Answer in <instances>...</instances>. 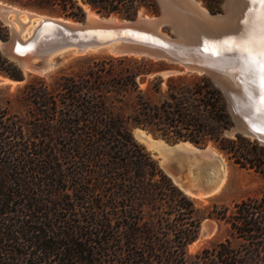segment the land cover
<instances>
[{
  "label": "trees",
  "instance_id": "16d2710c",
  "mask_svg": "<svg viewBox=\"0 0 264 264\" xmlns=\"http://www.w3.org/2000/svg\"><path fill=\"white\" fill-rule=\"evenodd\" d=\"M10 1L76 20L85 17L84 5L101 16L127 19L141 7L158 13L156 0ZM9 36L0 21V41ZM119 60L165 67L144 57ZM104 68L90 66L92 81L86 85L82 77L64 78L61 99L45 111L42 133L37 125L34 136H27L20 121L0 108V264H186L182 254L162 248L160 228L167 219L162 206L168 199L190 211L188 217L174 218L170 228L169 240L183 248L198 233L194 204L134 139L127 122L173 141L202 145L213 140L236 159L237 141L250 144L242 135H224L232 118L222 89L208 75L169 76L166 99L153 103L139 95L133 113L123 115L105 101ZM0 70L23 78L1 50ZM255 145L264 155V147ZM244 158L246 163L236 162L261 171V165ZM263 204L264 194L235 205L232 227L249 241L264 239ZM145 211L151 219H145ZM217 256L220 264L253 263L222 250ZM258 263L264 264V257Z\"/></svg>",
  "mask_w": 264,
  "mask_h": 264
},
{
  "label": "rangeland",
  "instance_id": "374dc122",
  "mask_svg": "<svg viewBox=\"0 0 264 264\" xmlns=\"http://www.w3.org/2000/svg\"><path fill=\"white\" fill-rule=\"evenodd\" d=\"M156 1L159 13L161 5L159 0ZM195 1L200 7L212 14L225 12V0ZM0 2L19 10L28 11L34 15L53 16L76 21L73 18L38 10L28 4H21L10 0H0ZM84 9L86 14L83 19L87 16H101L88 5H84ZM158 13H149L144 7H141L136 16H155ZM109 17L117 20L126 19L117 14H111ZM8 18H12V15L9 14ZM0 21L7 25L10 30L9 38L0 41V50L5 57L20 68L23 74V78L18 80L8 77L0 70V108L7 111L11 117L20 121L27 136H34L36 133L35 126L37 125L40 126L39 133H42V120L45 118V111L49 105H53L54 100L61 99V93L64 91L62 90V84L65 77L72 79L82 77L85 85L92 81L90 78V66L98 64L105 67L102 79L105 101L115 113L123 115L133 113L139 95H142L144 99L153 103H159L166 99L169 76L185 73L202 75L196 72L181 71L179 65L166 60L151 59L154 62H162L165 64V67L162 64L149 66L132 60H119V57L123 56H115L103 50L89 51L82 55H69L61 63L44 74L30 72L23 69L3 51L2 45L10 39L12 40V52L19 51L22 48V43L17 34L12 32L9 24L1 18ZM30 27H33L32 24L27 25V29H30ZM163 31L175 36L170 26H164ZM111 57L115 59L111 60ZM127 57L142 58L137 56ZM36 62L38 63L39 60ZM146 69H154V71L141 73L136 77L131 74L132 72H145ZM188 83L191 82L188 81ZM156 87H160L161 90L156 91ZM229 112L233 125L234 120L230 109ZM127 126L132 132L134 139L157 161L159 166L168 174L182 193L193 202L195 207L193 216L200 222L196 238L183 246V248L175 247L176 243L169 240L172 239L170 232L172 223L177 218L188 217L190 211L185 208H179L174 204L172 205L168 199H165L162 206V215L167 217V219L164 218L159 234V238L165 241L162 244V248L165 245L168 248L170 247V255L182 254L186 264H220L217 256L220 250L224 253L237 255L238 257H250L253 259L252 264H256L260 257H264V239H258L255 242L249 241L240 236L233 229L231 223L232 219L238 215L237 207H235L236 204L249 198H260L264 194V155L255 144L262 147L264 145L257 139L241 133L228 135L226 134V129L224 132L226 137L235 138L239 134L251 141L250 144L240 140L237 141L238 152L236 159V156H231L226 151L220 149L213 140H208L205 144L197 145L188 140L173 141L159 135H154L137 126L132 121L127 122ZM157 143L169 147L155 146ZM180 143H189L194 147H188L199 150H196L194 152L195 155H193V152H188L177 147ZM245 155H247V159L252 160L257 165H261V171L260 169L256 170L248 166H242L241 163L247 162L244 158ZM187 156L199 161L201 166L200 171L203 175V185H199L198 183L196 185L192 182L189 178V173L191 172L185 166L182 170L183 163L181 162V158L184 157L187 160L189 159ZM222 178L223 183L220 189L213 193L209 191ZM199 191H202L200 192L201 194ZM145 212V219H151L149 217L150 212ZM222 244L226 246L221 248Z\"/></svg>",
  "mask_w": 264,
  "mask_h": 264
},
{
  "label": "water",
  "instance_id": "95a60500",
  "mask_svg": "<svg viewBox=\"0 0 264 264\" xmlns=\"http://www.w3.org/2000/svg\"><path fill=\"white\" fill-rule=\"evenodd\" d=\"M159 2L161 10L155 16L117 20L97 15L76 21L60 17L46 18L45 15L32 16L28 11L0 2V18L10 25L12 32L17 34L22 43L19 51L12 52L10 39L2 45L3 51L23 69L39 74L48 72L69 55L103 50L115 56L166 60L179 65L181 71L208 75L224 92L232 113L234 124L226 130V134L241 133L264 145V132L256 131L262 125L255 124L253 120L237 112L233 90L235 92L239 85L232 84L233 77L226 71L219 72L210 67L201 54L192 51V43L197 45L196 33L203 31L206 26H214L220 22L225 17L226 8L224 13L212 14L200 7L195 0ZM255 3H259V0H255ZM237 11H241L239 7ZM9 14L12 18H8ZM23 16L26 21H23ZM30 22L33 23V28L27 31L26 27ZM164 26H170L175 36L165 33ZM192 29H196V32L193 33Z\"/></svg>",
  "mask_w": 264,
  "mask_h": 264
},
{
  "label": "bare ground",
  "instance_id": "6f19581e",
  "mask_svg": "<svg viewBox=\"0 0 264 264\" xmlns=\"http://www.w3.org/2000/svg\"><path fill=\"white\" fill-rule=\"evenodd\" d=\"M237 7L241 10L240 12H236ZM225 8V17H223L220 22L214 24V26H206L203 31L196 33L198 34L197 45L192 43V51H197L201 54L210 67L215 68L219 72L226 71L229 76L233 77L232 79L234 81L232 84L234 86L239 85L235 92L233 90V99L236 102L237 112L247 116L253 120L255 124L262 125V122H264V110H262L264 106L261 105L260 98L261 95L264 94V90L260 87L258 66L252 65L249 62L248 53L237 48L234 44H225L224 42L241 41L249 39L250 37H254L258 40L261 25L264 24V21L260 18L264 8H262L259 3H255V0H225ZM30 15L35 16L32 13H30ZM49 17L51 16H47L46 18ZM51 18L56 17L52 16ZM23 21H26L24 16ZM29 24L33 23L30 22ZM32 28L33 27L27 29L26 27V30L28 31ZM191 28H193L192 24ZM192 31L195 33L196 29H192ZM253 47L258 49L259 45L254 44ZM155 146L167 145L157 143ZM188 146L192 145L189 143H180L177 145V147L181 149L193 152V155H195L194 152L196 150H199L197 148L192 149ZM187 157L189 158V156ZM181 162L185 164L184 166L186 169L191 172L189 173V178L192 182L196 185L197 183L203 185V175L200 171L201 166L199 161L191 158L186 160V158L182 157ZM222 183L223 178L217 182L214 188H210L209 191L213 193L219 190ZM200 192L202 191H199V193Z\"/></svg>",
  "mask_w": 264,
  "mask_h": 264
},
{
  "label": "snow or ice",
  "instance_id": "6c2138e0",
  "mask_svg": "<svg viewBox=\"0 0 264 264\" xmlns=\"http://www.w3.org/2000/svg\"><path fill=\"white\" fill-rule=\"evenodd\" d=\"M260 5L264 8V0H259ZM261 20L264 21V11L261 12ZM225 44H234L237 48L242 49L244 52L248 53L249 62L252 65L258 66V70L260 73L259 82L260 87L264 90V24L261 25L260 35L258 40L254 37H250L246 40L241 41H225ZM258 44V49L254 48L253 45ZM261 105L264 106V94L261 95L260 98ZM264 110V109H262ZM256 131L264 132V122H262V126L257 128Z\"/></svg>",
  "mask_w": 264,
  "mask_h": 264
},
{
  "label": "crops",
  "instance_id": "0c3cea01",
  "mask_svg": "<svg viewBox=\"0 0 264 264\" xmlns=\"http://www.w3.org/2000/svg\"><path fill=\"white\" fill-rule=\"evenodd\" d=\"M183 167H184V164H183V166H182V170H183Z\"/></svg>",
  "mask_w": 264,
  "mask_h": 264
}]
</instances>
